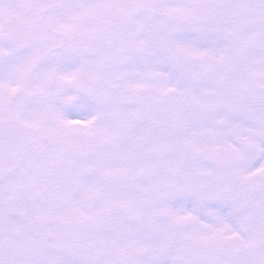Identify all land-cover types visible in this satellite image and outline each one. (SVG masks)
<instances>
[{
	"label": "snow or ice",
	"instance_id": "obj_1",
	"mask_svg": "<svg viewBox=\"0 0 264 264\" xmlns=\"http://www.w3.org/2000/svg\"><path fill=\"white\" fill-rule=\"evenodd\" d=\"M0 264H264V0H0Z\"/></svg>",
	"mask_w": 264,
	"mask_h": 264
}]
</instances>
